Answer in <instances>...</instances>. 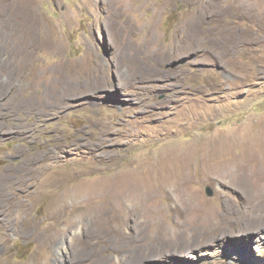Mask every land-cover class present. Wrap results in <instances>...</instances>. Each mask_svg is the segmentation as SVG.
I'll return each instance as SVG.
<instances>
[{
    "label": "rangeland",
    "instance_id": "374dc122",
    "mask_svg": "<svg viewBox=\"0 0 264 264\" xmlns=\"http://www.w3.org/2000/svg\"><path fill=\"white\" fill-rule=\"evenodd\" d=\"M263 144L264 0H0V264H264Z\"/></svg>",
    "mask_w": 264,
    "mask_h": 264
},
{
    "label": "bare ground",
    "instance_id": "6f19581e",
    "mask_svg": "<svg viewBox=\"0 0 264 264\" xmlns=\"http://www.w3.org/2000/svg\"><path fill=\"white\" fill-rule=\"evenodd\" d=\"M262 147H264V144L262 145ZM257 158H258L257 153L252 152L250 150V147H245L242 148L241 151V161H237L239 159L233 158L229 163L220 162L219 164L214 166V168L211 170V173L217 174L219 173L218 169H222L223 171V169L228 164H230V166H232L236 170L238 177L241 176L240 177L241 179L242 178L250 179L251 177H253L255 173H258L257 171H259L260 163L259 162L257 163ZM254 162H256L257 165L255 164V166H252V163ZM240 171L241 173H239Z\"/></svg>",
    "mask_w": 264,
    "mask_h": 264
},
{
    "label": "water",
    "instance_id": "95a60500",
    "mask_svg": "<svg viewBox=\"0 0 264 264\" xmlns=\"http://www.w3.org/2000/svg\"><path fill=\"white\" fill-rule=\"evenodd\" d=\"M206 191H207V194L208 195H211L212 194V190L210 188H208Z\"/></svg>",
    "mask_w": 264,
    "mask_h": 264
}]
</instances>
